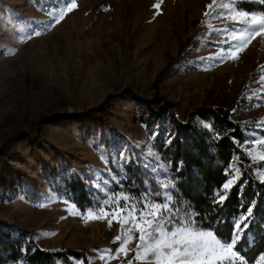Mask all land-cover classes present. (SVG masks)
<instances>
[{"label": "rangeland", "instance_id": "obj_1", "mask_svg": "<svg viewBox=\"0 0 264 264\" xmlns=\"http://www.w3.org/2000/svg\"><path fill=\"white\" fill-rule=\"evenodd\" d=\"M76 3L49 28L62 0H0V221L42 249L81 250L91 264H105L97 250L118 246L121 224L103 213L84 217L108 211L121 195L111 191L124 165L156 181L164 170L141 122L142 101H154V109L169 104L180 122L201 108H224L245 140L249 132L263 135L264 38L238 60L219 59L231 24L211 20L217 31L202 23L211 0ZM32 32L40 34L23 39ZM253 149L261 150L242 148ZM73 175L106 198L100 207L82 211L56 193L62 177ZM124 259L121 253L107 264Z\"/></svg>", "mask_w": 264, "mask_h": 264}, {"label": "trees", "instance_id": "obj_2", "mask_svg": "<svg viewBox=\"0 0 264 264\" xmlns=\"http://www.w3.org/2000/svg\"><path fill=\"white\" fill-rule=\"evenodd\" d=\"M240 7L252 10L257 4L245 2ZM142 103L147 114L141 122L152 137L153 150L163 166L161 181L171 180L174 185L170 192L176 206H190L193 220L202 228H214L219 237L229 238L237 221H241V228L247 224L237 247L245 264H264L260 261L264 255V183L253 172L263 163L257 161L249 167V158L237 143L245 141V129L224 108H201L180 122L169 104L154 109V101ZM100 110L95 108L81 116ZM235 168L240 169L239 177L221 201L223 185ZM115 172L118 181L113 185V194L127 195L137 201L150 194L149 199L161 200L155 195L162 191L160 181L141 167L130 163ZM61 180L56 193L82 211L100 207L106 199L80 177L63 176ZM249 207L252 215L241 220ZM16 263L89 264V261L81 250L42 249L25 231L0 221V264ZM119 264H127L126 258Z\"/></svg>", "mask_w": 264, "mask_h": 264}, {"label": "snow or ice", "instance_id": "obj_3", "mask_svg": "<svg viewBox=\"0 0 264 264\" xmlns=\"http://www.w3.org/2000/svg\"><path fill=\"white\" fill-rule=\"evenodd\" d=\"M245 2L257 4V8H241L240 5ZM62 4L63 7L57 6L58 10L50 14L51 20L47 25L49 28L58 24L68 12L78 6L76 0H62ZM154 7L158 9L160 4L157 3ZM206 7V19L202 23L210 29L218 31L211 25L213 19L226 20L231 24V27L223 29L226 37L222 42L228 44V48L222 49L221 56L217 58L238 60L239 53L245 50L252 40L258 36L264 38V0H211ZM39 34L32 32L23 39ZM260 79L264 81V71ZM261 130L264 131V122L261 124ZM248 136L250 139L237 143L242 148L250 144L260 146L261 150L246 152L250 161L249 167H252L257 161H264V135L258 136L255 132H249ZM253 172L260 183H264V165L254 168ZM239 174L240 169L235 168L230 179L224 183L225 191L219 195V200L227 197V190L238 179ZM159 187L162 191L155 195L161 197L160 201L149 199L150 194H145L138 201L121 194L113 197L107 205L108 211L101 208L98 212L89 211L84 217L86 220L99 219L103 213L121 224L122 235L114 241L119 242L118 246L115 249L97 250L99 258L104 260L105 264L108 260L119 258L121 253L124 254L127 264H133L134 261L138 264H245L237 244L242 239L241 234L247 229V224L241 228V221H237L229 238L219 237L214 228H202L193 220L190 206H176L177 202L173 200L170 192L174 187L171 180L160 181ZM251 215L252 208L249 207L246 216L241 220ZM111 222L109 220V224ZM135 233L139 234L138 243L130 256L131 250L127 245L133 240ZM260 261H264V255L260 257Z\"/></svg>", "mask_w": 264, "mask_h": 264}]
</instances>
